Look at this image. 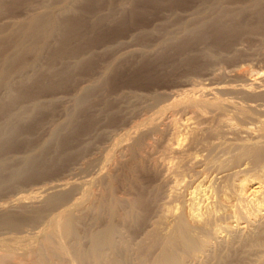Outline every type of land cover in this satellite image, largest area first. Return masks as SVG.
<instances>
[{"label":"bare ground","instance_id":"6f19581e","mask_svg":"<svg viewBox=\"0 0 264 264\" xmlns=\"http://www.w3.org/2000/svg\"><path fill=\"white\" fill-rule=\"evenodd\" d=\"M161 2L162 26L146 18ZM253 24L264 0H0V148L57 100L74 131L56 141L65 175L0 202V264H264V195L224 202L242 159L264 167V69L223 65V39ZM5 167L0 188L39 169L30 153Z\"/></svg>","mask_w":264,"mask_h":264},{"label":"rangeland","instance_id":"374dc122","mask_svg":"<svg viewBox=\"0 0 264 264\" xmlns=\"http://www.w3.org/2000/svg\"><path fill=\"white\" fill-rule=\"evenodd\" d=\"M35 1H39V0H35ZM83 3L84 2L81 1L79 2V4H77V6L82 7L85 4ZM155 4L153 3L147 6L148 13H146V18L149 21L151 20V22L157 23V25L161 24L160 26H162L163 24V2L155 3ZM7 9L6 11L3 12L4 15L12 14V12L16 14L22 11L21 6H12V7H8ZM84 17L88 18V15L84 14ZM140 19H142V17H140V15H137L134 21H139ZM261 29L262 28L258 27V24H253L247 28L236 30L234 32L235 35L232 34L233 36L231 35H230L231 37L229 36V38L231 39H229L228 37H226L228 40L226 38L223 39L224 40L223 44L224 43L226 44L228 53L230 56H232V60L226 61V63L223 64L224 67L235 68V66L237 67L239 65H242L243 67L247 68L253 73L264 69V32H260ZM200 46L201 44H197L196 47H200ZM33 56L34 55L32 52H28L25 55V59L30 60ZM45 61H46V58H43V59H40L38 63L44 64ZM56 61H59V60H56ZM209 61H210V55L208 57L207 54L202 56L199 59V62L202 64H204L205 62H209ZM60 65L61 63L58 62L56 65L57 68H59ZM24 72L26 75H28L31 73V69L26 68ZM79 74L81 75V73L79 72L75 74V81L77 82L81 80V77H82V75L80 76ZM25 82L27 83L26 85H32L31 79ZM64 84L65 85H62L61 88L59 87L60 89L54 88L53 90V89L48 88L47 90L41 91L39 94L45 97L53 93L57 94V96L66 95L67 93L65 92L68 90H64V89H67L68 87L65 82ZM27 87L30 88V86H27ZM2 91L3 90L0 89V93ZM50 104H47L49 106H46V108L41 109L43 110L41 112L40 110L38 111L37 109L35 110L34 108L31 111L30 116L24 119L23 124L25 125L24 127L26 129H24L25 131L20 135V137L17 138V141L15 142V144L5 149L0 148V159H4L6 162V167L4 168L2 172L3 176L9 173L11 167L15 163H17L19 159L21 158V156L24 154L30 153L33 156H35V162L39 165L37 174L32 175L29 178L16 177L10 182L4 184L0 188V202L9 201L12 198L16 197L17 195L29 196L35 191L40 190L42 186L46 185L47 183L51 181H56L57 179L61 178L63 175L67 173V170L71 164L70 160H68L65 154H63L60 159H55V157L57 156L55 147L58 141H63L68 136L74 133V131L72 130L70 131V129L67 130L68 128H64V127L62 128V126L65 124L66 112L71 106H70V102H68L66 99L57 100V102L53 101L51 106ZM113 104L114 106H116V103L112 101L111 106H113ZM126 105H128V103ZM114 106L111 108L113 109ZM123 108L125 109V106H123ZM38 112H40L41 115H38L39 114ZM42 113H45V115ZM78 114L80 113L78 112ZM37 115L41 117L43 116V118L39 121L37 119L38 117H36ZM104 124L105 123H103V121L100 119L98 126H102ZM55 128H58L59 130L58 138L51 136V132ZM240 135H242V137H247L246 133L244 132L240 133ZM94 139H92V141L89 140L87 144L88 147L90 145V148H91L95 144L99 143L97 140L98 137ZM79 150H81V146ZM245 162H246V159H242V161H240L241 165L239 164V166L244 167L241 169L242 173H240L239 171L237 172V174L233 175V177L231 176L229 179L228 184L230 187L232 186L231 188H233V190L231 189L232 191H230V188H228L229 189V192H228V189H227L228 196L226 197V199H224V202L226 201L225 204L227 206L235 202L238 198H239L238 200H241V202L246 203L250 201L249 203H252V201L255 202L256 199H260L259 196L262 197L264 195V192H263L264 191V167H262L261 164H259L260 166L259 165L253 166V164L251 165L250 162H246V163ZM237 166L238 165L232 164L229 168V171L233 169H238L239 166L238 167ZM212 174H210V176L205 178V181H204L205 185H208V184L210 185L211 182L209 181L212 180V177H213L211 176ZM245 175L246 177L249 176L248 178L249 179L252 178L253 180L245 181L244 184H241V179H243ZM209 178L211 179L209 180ZM257 181H263L260 188L255 187L258 184ZM212 183H213L212 185H215L213 180H212ZM257 189H259L260 191L258 190L257 192H255V190ZM45 196L46 194H43L39 199L33 202L36 208L44 207L43 200ZM227 206L226 208H229ZM227 211H230V210H227ZM51 212L52 210L50 209L47 210V213H51ZM261 212H264V210ZM43 223H44V220H41L38 223H36L34 226H28L27 228L28 230H34L36 229L37 226H42Z\"/></svg>","mask_w":264,"mask_h":264}]
</instances>
